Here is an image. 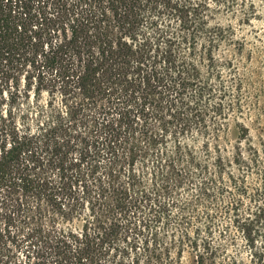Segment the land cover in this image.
<instances>
[{"label": "trees", "instance_id": "obj_1", "mask_svg": "<svg viewBox=\"0 0 264 264\" xmlns=\"http://www.w3.org/2000/svg\"><path fill=\"white\" fill-rule=\"evenodd\" d=\"M228 6V0H0V243L27 226L31 198L46 197L62 210L87 197L91 214L78 229L36 223L23 241L48 254L49 264H142L137 256L105 257L116 251L120 236L130 240L123 251L135 250L142 235L149 252L146 228L172 223V243L154 264H177L185 248L196 264H238L227 247L235 241L227 233L233 226L253 264H264V169L250 191L243 175L238 180L229 173L224 181L218 165L228 160L217 142L213 170L181 140L171 152L158 149L162 134L150 135L145 147L123 161L117 149L135 113L151 111L164 128L171 123L182 132L192 123L206 124L212 113L223 114L190 54L201 37L207 44L203 58H212L217 31L209 16ZM237 132L233 161L250 164L240 150L247 128ZM204 147L210 152L209 143ZM71 149L78 157H69ZM91 155L93 162L83 169ZM147 165L160 177L150 188L144 183ZM50 167L61 171L63 185L57 187L67 184L69 196L52 192ZM181 186L191 190L188 197L165 199ZM34 208L39 214L40 207ZM219 225L226 229L215 241ZM170 248H176L177 260Z\"/></svg>", "mask_w": 264, "mask_h": 264}, {"label": "rangeland", "instance_id": "obj_2", "mask_svg": "<svg viewBox=\"0 0 264 264\" xmlns=\"http://www.w3.org/2000/svg\"><path fill=\"white\" fill-rule=\"evenodd\" d=\"M209 3L213 2L210 1ZM228 5L227 9L214 11L209 16L210 25L217 31L216 34L213 33V40H215L211 48L212 58H203L207 44L206 39L201 37H198L195 49L190 54L198 64L201 74L205 75L211 82L213 101L222 104L221 113L223 114L220 116L218 113H212L214 119L208 115L206 124L192 123L190 128H186L182 132L178 126L176 127L171 123H167L166 128H164L162 121L158 120L151 111H147V115L146 113H135L134 117L132 115L134 122L122 134V141L117 145L120 161H123V156L126 157L130 152L133 154L135 150L145 147L150 135L161 137L162 134L163 136L159 140L161 142L157 146L158 149L171 152L175 141L181 140L192 147L199 159L207 160L211 170H213L214 158L217 155L216 151H213V147L217 142L220 145L221 155L228 160L224 162V165H218L224 181L227 182L229 173H232L238 180L243 175L250 191L258 185L261 179V171L264 169V0H228ZM172 26L175 27V21L172 22ZM181 52L187 55V46L183 45ZM47 100V95L43 94L42 102ZM58 106L61 107L60 104ZM241 126L247 128L248 134L246 140L241 138L240 150L246 161L251 158L250 164L243 162L239 165L232 158L235 154L233 147L237 145V138L239 137L237 131ZM32 127L35 126L32 125ZM205 143L210 144V152H206ZM102 154L105 156L104 152ZM78 155L75 149H71L69 152V157L75 158ZM102 157L96 156V159H102L105 162V158ZM93 159L92 155L89 156L82 168H86L90 162H93ZM139 167V161L136 160L135 168ZM147 168L149 173L145 174L144 183L146 187L150 188L154 180L159 183L160 177L150 173L153 171L152 166L147 165ZM47 173L56 185L52 192L58 193L59 196L65 192L69 196L67 184L63 190H60L61 187H57L63 185V181L60 179L61 171L50 167ZM70 174L71 170L66 171L67 176ZM190 191L186 186H181L175 194L169 195L165 199L170 201V198L176 197L178 200H184L190 195ZM92 195H96L95 191H92ZM44 199L37 202L31 198V204L34 207L39 206L40 213L38 214L36 208L33 207L32 218L24 230L15 231V236L11 241L0 243V264H49L50 256L48 254L35 252L29 248L27 241H23L25 231L36 223H41L45 229L51 227L78 229L84 219L91 214L89 209L91 201L87 197L85 200L70 201L66 205L67 207L62 208V210H58L57 206L49 202L47 198ZM244 203L252 208L256 206V203L253 200L249 201L248 198L244 199ZM33 211L36 212L35 217ZM225 222L228 221H223L222 224ZM227 225L229 226L228 223ZM0 226L3 227L2 220ZM173 229L172 223L168 225L162 222L151 223L145 230V234L147 231L150 233L147 235L149 252L143 249L142 241L145 240L142 235H137L135 238V250L129 248L123 251V247L130 240L124 241V237L120 236L117 240L116 251H110V254L105 258L111 260L113 258L111 255L117 253V257L124 256L125 259L130 260L133 256H137L142 264L148 260L154 264L160 256L162 258L165 256L166 247L172 243ZM221 229H226V227L222 228L219 225L214 228L213 239L215 241L223 239L218 237V231ZM155 232L158 233L157 239H154L158 241L157 244L151 236V233ZM227 233L234 237L235 241L228 244L227 247L229 253L237 257L238 264H253L251 251L245 247L242 234L233 226L228 228ZM129 237L132 238V235ZM175 249L170 248V252L177 260ZM177 264H196L192 251L187 248L183 249Z\"/></svg>", "mask_w": 264, "mask_h": 264}]
</instances>
